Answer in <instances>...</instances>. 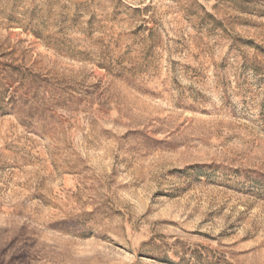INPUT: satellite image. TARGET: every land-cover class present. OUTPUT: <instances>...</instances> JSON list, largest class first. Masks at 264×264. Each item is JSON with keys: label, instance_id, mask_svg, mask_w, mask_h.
<instances>
[{"label": "rangeland", "instance_id": "rangeland-1", "mask_svg": "<svg viewBox=\"0 0 264 264\" xmlns=\"http://www.w3.org/2000/svg\"><path fill=\"white\" fill-rule=\"evenodd\" d=\"M0 264H264V0H0Z\"/></svg>", "mask_w": 264, "mask_h": 264}]
</instances>
